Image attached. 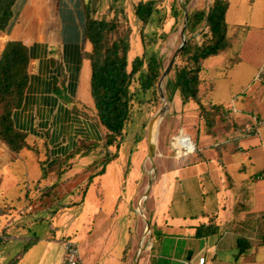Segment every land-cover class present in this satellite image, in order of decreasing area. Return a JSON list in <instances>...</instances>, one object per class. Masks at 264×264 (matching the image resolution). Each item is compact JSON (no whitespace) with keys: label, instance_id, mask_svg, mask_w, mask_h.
I'll list each match as a JSON object with an SVG mask.
<instances>
[{"label":"crops","instance_id":"crops-1","mask_svg":"<svg viewBox=\"0 0 264 264\" xmlns=\"http://www.w3.org/2000/svg\"><path fill=\"white\" fill-rule=\"evenodd\" d=\"M86 7L85 0H16L6 29L0 31V56L10 42L27 48L28 82L12 121L30 145L39 146L37 160L36 151L25 150L15 156L0 143L1 205L34 206V210L17 217L20 223H30L27 232H21L23 224L7 226L0 214V232L5 239L0 243V264H61L62 243L75 231L62 229L58 223L46 226L52 212H37L36 204L29 200H36L35 191L47 186L44 170L50 165L75 151L80 142H102L103 129L91 119L95 109L90 97V66L84 59L90 51L84 38ZM236 44L232 49L237 47L238 52L228 53L237 54L238 62L241 40ZM263 64L264 58L256 71ZM219 107L227 113L224 127L229 124L228 130L223 137L218 128L213 135L206 133L198 149L204 163L182 170L202 166L210 171L173 184L164 207L161 194L162 213L154 224L147 264H198L200 258L203 264H264V197L258 193V188L264 187V165L251 158L259 149L264 159V120L254 110H232L239 114L233 116L228 107ZM207 136L211 140L206 147ZM217 146L218 151L213 149ZM211 174H216L215 178ZM203 178L205 185L199 183ZM12 190L15 192L10 194ZM227 191L232 197L229 203ZM62 207L66 210L68 206ZM61 214L54 216L53 223L63 218ZM106 218L110 224L111 219ZM210 220L214 227L211 234L197 237V228ZM7 229L12 230L9 236ZM112 234L113 227L108 225L90 236L76 235L83 264H120L122 257L126 259L123 264H129L132 246L125 255L123 236L121 243H114ZM238 240L242 241L240 247Z\"/></svg>","mask_w":264,"mask_h":264},{"label":"rangeland","instance_id":"rangeland-1","mask_svg":"<svg viewBox=\"0 0 264 264\" xmlns=\"http://www.w3.org/2000/svg\"><path fill=\"white\" fill-rule=\"evenodd\" d=\"M138 1L148 0H85L90 18L111 21L116 25L113 38L122 40L128 45L127 60L129 64L134 58H143L145 52L149 53L153 49L160 66V63L166 61L169 56L170 51L165 41L171 34L176 37L175 26L181 22L180 15L170 0H151L155 3V14L149 26L144 29L151 41L149 47L144 50L141 42L143 27L136 21L133 11L134 5ZM204 1L203 13L205 14L211 6L212 0ZM226 1L228 6L225 23L234 45L236 46V43L241 40L242 44L238 54L240 60L236 62L234 54L225 52L205 61L199 74L198 96L200 102L202 101L204 104L209 101L213 105L228 107L230 115L239 116V114L234 115L232 110L237 112L254 110L260 113V118L262 117L264 120V115L261 114L264 113V86L252 85V77L255 74L257 63L264 58V0ZM204 26L203 21L201 25L195 27L194 32L190 33L199 43L201 41L199 34L205 29ZM236 48L232 51L238 52ZM180 66L181 68L185 66L183 57ZM172 79L174 80L175 77L173 76ZM136 87L135 85L131 92H135ZM179 87L180 82L176 85L172 100L168 135H176L180 131L194 134L195 150L191 155L180 158L175 156V159H164L161 162L159 173L162 200L164 201L162 207H164L173 184H179L181 182L179 180L182 178H189L210 171L209 167L202 166L182 171L190 164V158L198 152L199 145L207 132L203 131L205 129L199 121L196 105L191 101L185 102L179 98ZM147 121L148 114L143 106V92L139 88L137 94L134 93L132 97L130 114L122 131L123 142L117 152V158L112 163L104 166V152L100 145H96L79 151L71 161L60 168L62 171L58 176L47 174L48 181L45 189L35 191L36 200L32 201L33 198L29 200L34 205L36 204L35 210L37 212H52L47 217L46 226L49 227V225L58 223L62 229L75 230L70 237H67L75 243V237L79 233L90 236L91 233L98 232L101 226L108 227L111 225L113 227L112 240L114 243H121L122 233L131 215V201L141 186L138 177L133 175V166L139 161L143 144H146L148 149V145L145 143L147 142ZM224 122L219 121L215 127L219 129L218 133L222 137L225 133ZM234 132L231 131V133ZM261 132L264 136V128L261 129ZM165 140L164 144L167 143V138ZM210 140L209 137L206 139V147ZM220 145H224V143ZM36 150H39L37 145L33 147L32 151ZM37 151L35 153H37L38 160L39 153ZM40 151L43 152L44 149L42 148ZM111 152H114L113 148ZM260 152L259 149L253 151L251 158L257 163L261 160L262 165H264V159ZM27 165L29 166L30 163ZM40 167L43 171L44 168ZM211 175L214 178L216 176V174ZM10 192L13 194L15 191ZM258 193L264 197L263 186L258 188ZM226 194L227 203H229L232 201V197H230L229 191ZM1 204L2 202H0V214L5 216L7 226H14L15 224L22 226L23 223H20L21 221L17 217L34 210L33 205L23 208ZM66 205L68 206L66 210L61 209L62 206ZM58 212L62 213L63 220L58 219L53 223V218ZM96 216L98 217L94 222L92 218ZM105 216L111 219L110 224L107 223L108 219ZM85 219L89 221L87 222ZM29 224L24 222V231L21 232H27L26 227ZM35 225L40 224L36 223ZM104 230L101 231L104 232ZM11 231V229H7V236ZM128 250L129 246L125 248V255H127ZM133 256L135 255L133 254ZM131 259L130 256L128 261L130 262ZM124 261L126 259L122 257L120 264L125 263Z\"/></svg>","mask_w":264,"mask_h":264},{"label":"trees","instance_id":"trees-1","mask_svg":"<svg viewBox=\"0 0 264 264\" xmlns=\"http://www.w3.org/2000/svg\"><path fill=\"white\" fill-rule=\"evenodd\" d=\"M15 1L0 0L1 32L6 29L11 19ZM227 6L226 0H212V4L205 14L201 12L196 15L191 20L189 32H194L196 26L206 21L205 29L199 34L201 41L199 43L194 38L190 39L182 51L185 66L181 69L178 96L183 101H191L196 105L199 121L204 127L202 128L210 135H213V130L219 121L227 120V113L222 112L221 107L215 106L209 101L205 104L200 102L198 96L199 74L205 61L217 57L221 53H228L233 48V40L228 34L225 23ZM133 11L136 21L143 27L141 42L143 49L146 50L151 41L144 29L149 26L155 14V3L151 0L138 1L134 5ZM115 32L116 25L113 22L92 19L89 17L87 9L84 38L90 46V51L84 54V59L90 66V97L95 109V115L91 119L103 129L102 142L99 145L104 152V166L117 158V152L123 142V127L130 114L134 93L136 95L139 88L144 92L159 67V60L155 52L150 54L145 52L143 58H134L129 64L127 60L128 45L122 40L113 38ZM27 67V48L21 43H7L0 56V143L15 156L25 150L32 151L36 146L29 144L28 137L17 131L12 121L13 113L20 108L23 101L28 82ZM135 85L137 86L135 92H131ZM229 126L227 124L225 130H228ZM43 145L45 147V144ZM94 146L96 145L80 142L75 151L50 165L44 170V174L58 176L62 171L60 168L71 161L79 151ZM112 148L114 152H111ZM213 149L218 151L219 146ZM202 156V153L196 152L190 158V164L187 166L203 164ZM205 180L206 178H203L199 183L202 185ZM205 197H207L206 194H204ZM212 222L210 220L208 225L197 228L196 236L202 238L211 234L214 230ZM241 243L242 241L238 240L239 247ZM26 248L27 246H25ZM240 252L242 253V249Z\"/></svg>","mask_w":264,"mask_h":264},{"label":"bare ground","instance_id":"bare-ground-1","mask_svg":"<svg viewBox=\"0 0 264 264\" xmlns=\"http://www.w3.org/2000/svg\"><path fill=\"white\" fill-rule=\"evenodd\" d=\"M180 15L173 34L165 41L169 56L152 77L143 92V106L148 114L146 124L147 145L143 144L139 161L133 166V175L141 182L131 201V215L123 231L124 244L132 246L129 264H147L152 248L154 224L161 217V184L159 167L164 159L191 155L194 150V134L180 131L168 135L169 115L177 83L181 79L183 47L194 37L189 32L190 21L205 9L204 0H170ZM208 2V0H207ZM153 52V49L148 54ZM175 77L173 80L172 77ZM173 80V81H172ZM167 138V143L164 144ZM175 159V158H174ZM159 229V226H158ZM133 254L135 256H133Z\"/></svg>","mask_w":264,"mask_h":264},{"label":"built area","instance_id":"built-area-1","mask_svg":"<svg viewBox=\"0 0 264 264\" xmlns=\"http://www.w3.org/2000/svg\"><path fill=\"white\" fill-rule=\"evenodd\" d=\"M252 85L257 87L264 86V64L256 71L255 75L252 78ZM225 112V110H221ZM250 130H246V134H249ZM4 236L2 232H0V241H4ZM63 246V258L61 264H83L77 246L74 242L70 240H65L62 243ZM204 259L200 258L198 260V264H203Z\"/></svg>","mask_w":264,"mask_h":264},{"label":"water","instance_id":"water-1","mask_svg":"<svg viewBox=\"0 0 264 264\" xmlns=\"http://www.w3.org/2000/svg\"><path fill=\"white\" fill-rule=\"evenodd\" d=\"M205 25H206V21H204Z\"/></svg>","mask_w":264,"mask_h":264}]
</instances>
